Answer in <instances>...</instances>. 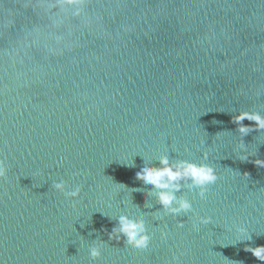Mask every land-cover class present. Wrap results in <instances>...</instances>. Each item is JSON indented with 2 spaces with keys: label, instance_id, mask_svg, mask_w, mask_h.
<instances>
[{
  "label": "water",
  "instance_id": "1",
  "mask_svg": "<svg viewBox=\"0 0 264 264\" xmlns=\"http://www.w3.org/2000/svg\"><path fill=\"white\" fill-rule=\"evenodd\" d=\"M242 113L264 118V0H0V264H264ZM161 157L217 178L178 181L171 212L136 178Z\"/></svg>",
  "mask_w": 264,
  "mask_h": 264
},
{
  "label": "clouds",
  "instance_id": "2",
  "mask_svg": "<svg viewBox=\"0 0 264 264\" xmlns=\"http://www.w3.org/2000/svg\"><path fill=\"white\" fill-rule=\"evenodd\" d=\"M245 118L255 121L257 127L264 128V118H261L259 115L242 113L235 117V122L240 124ZM249 130L250 129L245 126L239 127L241 133H247ZM255 164L264 167V160H256ZM160 165L161 167H152L144 164L136 173V178L142 180L145 184H150L154 188L160 189L161 191L156 193L159 202L165 209L174 213L190 208L189 203L185 200L176 201L179 204L178 208L170 207L173 201L176 200L173 191L179 189L180 185L178 181L190 178L194 185L202 188L203 194V186L214 183L217 178L214 169L207 165H196L183 161L175 165H170L167 157L160 158ZM6 175L7 170L2 162H0V178H4ZM55 187L61 189L63 185L57 184ZM75 194L76 193L73 195ZM144 232L145 229L142 222L132 221L127 217H121L120 227L118 229H113L114 234H123L127 241L136 248L147 247L149 237L145 235ZM110 238H112L111 235ZM116 238L119 239V236L117 235ZM245 250L250 251L255 258L264 262V245H259L255 248L246 247ZM91 255L96 257L99 253L97 250L93 249Z\"/></svg>",
  "mask_w": 264,
  "mask_h": 264
}]
</instances>
